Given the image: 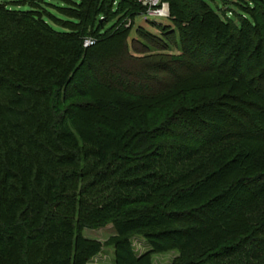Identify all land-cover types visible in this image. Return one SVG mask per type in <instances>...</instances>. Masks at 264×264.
Instances as JSON below:
<instances>
[{
  "label": "trees",
  "instance_id": "1",
  "mask_svg": "<svg viewBox=\"0 0 264 264\" xmlns=\"http://www.w3.org/2000/svg\"><path fill=\"white\" fill-rule=\"evenodd\" d=\"M166 1L172 25L139 26L146 44L129 40L138 0L72 1L63 31L0 0V264H89L104 247L115 264L174 249L173 264H264V0H237L241 26ZM117 37L129 61L188 69L161 68L158 87L151 69L116 76L100 45ZM223 101L233 117L204 121ZM109 223L105 242L83 234Z\"/></svg>",
  "mask_w": 264,
  "mask_h": 264
},
{
  "label": "rangeland",
  "instance_id": "2",
  "mask_svg": "<svg viewBox=\"0 0 264 264\" xmlns=\"http://www.w3.org/2000/svg\"><path fill=\"white\" fill-rule=\"evenodd\" d=\"M5 1H7L9 5L13 8H20V9L34 8L35 10H37L39 15H44V18L55 29L59 31H63L68 29V26H70L69 23L71 21H74L73 17L70 15L72 13L68 9V7L77 8V6L72 1H78V0H71V1L70 0H5ZM115 1L116 2L115 5L113 6V11H116L118 9L120 3L123 0H115ZM164 1L167 2L166 0ZM204 1L209 6H211L216 12H218L220 16H222L225 19L226 17H229L231 21L238 26H241L243 24L242 17L244 16H246L249 21L253 22V18L250 15V13L246 9L240 6L237 0H204ZM168 10H169V14L171 15L170 5ZM137 15L132 17L134 20L132 22L133 26L130 32V38H129L130 41H132L133 38H136L141 42L146 43L143 39H141L138 36L136 32L139 26L163 38L166 32H168L166 28L169 25H172L171 20L160 18L157 19V21H153L154 19L149 18L145 14L141 15V12ZM131 21L129 24H131ZM116 23H117V18H114L111 19L106 24L103 23L102 26L105 25L104 28H100L99 22H97L95 29L99 31L101 34H104L113 26H115ZM171 28L173 29L172 26ZM100 46L103 48L102 49L103 51L105 50L104 52L106 53V55L110 54V56H108L109 58L107 59L108 61L105 60L106 65H102V67L108 66L112 70L110 72H113L116 76L120 74V76H124V77H126V75L129 72H131V70L139 71V72L140 71L148 72L149 69H151V73L154 75L150 74L144 78L145 80H150V82H148V86L150 84L151 87L153 86L158 87L160 85L159 81L163 84L169 81L170 75H168L164 71H161L160 70L161 68L167 67L171 70L174 69V72H181L182 70L188 69L186 68L188 65L174 63L171 61L169 62L164 59H154L152 60V62H148V63H135L133 61H129L125 56L123 41L120 40L118 37L116 39L107 41ZM151 49L153 53L159 52L155 48H151ZM178 49L180 48L175 46L173 47L172 45H170V47H168V49L163 52L180 54V51ZM138 77L140 78L139 79L140 81H143V74H139ZM153 78H156L154 82L151 80ZM223 104H227V101H223L222 105L217 104L215 107L212 108L213 111H210V108L206 107L205 110H203L204 112L201 113L203 115V120L208 121L212 119L210 118L209 115L213 114L212 115L214 118L213 121H215L217 124L223 125L222 122L224 121L226 122V120L224 119H228V117L226 116L221 117V116L226 114L229 115L230 113L232 114V111L230 112V110L228 109L229 107L226 108L224 107ZM222 112L224 114H222ZM204 113H207V115H205ZM231 116L233 117V114ZM83 234L89 239L105 242L108 239H110L112 236L116 235V229L113 224L109 223L99 228H85ZM146 248L147 247L143 243L135 241L134 249L136 252H138V254L145 252ZM179 255H180V251L178 249L154 254L151 259V264H173L174 260ZM114 261H115V257H114L113 248L104 247L103 251L97 256H95L90 261L89 264H115Z\"/></svg>",
  "mask_w": 264,
  "mask_h": 264
},
{
  "label": "built area",
  "instance_id": "3",
  "mask_svg": "<svg viewBox=\"0 0 264 264\" xmlns=\"http://www.w3.org/2000/svg\"><path fill=\"white\" fill-rule=\"evenodd\" d=\"M143 6L146 7L145 14L149 18H170L169 14V4L164 0H138ZM95 43L93 38H87L84 41L86 47Z\"/></svg>",
  "mask_w": 264,
  "mask_h": 264
}]
</instances>
